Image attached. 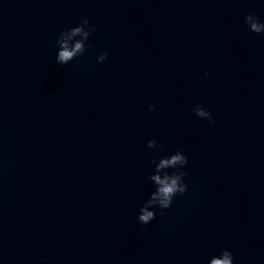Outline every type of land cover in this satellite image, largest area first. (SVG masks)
Returning <instances> with one entry per match:
<instances>
[{"label":"water","instance_id":"water-1","mask_svg":"<svg viewBox=\"0 0 264 264\" xmlns=\"http://www.w3.org/2000/svg\"><path fill=\"white\" fill-rule=\"evenodd\" d=\"M246 14L264 24V0H0V264H264V33ZM81 17L84 53L56 64ZM177 150L185 192L137 223Z\"/></svg>","mask_w":264,"mask_h":264},{"label":"clouds","instance_id":"clouds-1","mask_svg":"<svg viewBox=\"0 0 264 264\" xmlns=\"http://www.w3.org/2000/svg\"><path fill=\"white\" fill-rule=\"evenodd\" d=\"M249 31L253 33H264V24L257 22L254 16L246 14L244 17ZM93 31L87 18L81 17L75 26L62 29L57 34L58 47L54 53L55 63L64 65L73 60L76 56H81L85 51L84 42ZM78 37V39H74ZM71 42V43H70ZM107 53L101 52L95 57L97 63L105 60ZM207 73L204 76L207 77ZM151 110L152 105H148ZM192 112L195 116L212 122L211 114L200 105H194ZM155 140L148 141V147H152ZM155 169L149 179L154 183L155 190L149 193V198L138 209L136 221L141 225L150 223L156 215L157 210L167 209L172 203L173 197L182 195L186 186L183 180L184 172L181 169L187 163V157L179 150L161 157L155 162ZM171 169V171H168ZM206 264H233V254L228 249H221L218 253L207 258Z\"/></svg>","mask_w":264,"mask_h":264}]
</instances>
